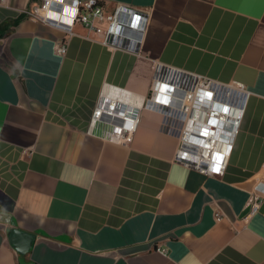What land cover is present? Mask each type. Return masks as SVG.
<instances>
[{"label":"crops","instance_id":"crops-1","mask_svg":"<svg viewBox=\"0 0 264 264\" xmlns=\"http://www.w3.org/2000/svg\"><path fill=\"white\" fill-rule=\"evenodd\" d=\"M99 1L150 11L140 55L76 23L61 56L21 13L40 0H0V264H264V0ZM155 61L250 91L223 174L177 162L159 112L129 144L89 132L112 87L142 104Z\"/></svg>","mask_w":264,"mask_h":264},{"label":"built area","instance_id":"built-area-1","mask_svg":"<svg viewBox=\"0 0 264 264\" xmlns=\"http://www.w3.org/2000/svg\"><path fill=\"white\" fill-rule=\"evenodd\" d=\"M4 5L0 3V8ZM22 15L52 25L64 32L56 52L65 56L70 41L81 23L99 36L112 50L140 55L151 19L150 11L127 4L106 10L99 0H40ZM153 78L140 106L130 103L136 94L123 87H112L91 116L89 132L101 122L110 125L107 139L129 144L141 121L143 111L163 115L162 129L178 134L174 159L206 174H223L242 124L250 91L241 82L224 83L206 75L167 65L152 64ZM264 198L250 199L251 214L262 208ZM158 250L167 254L166 249Z\"/></svg>","mask_w":264,"mask_h":264}]
</instances>
